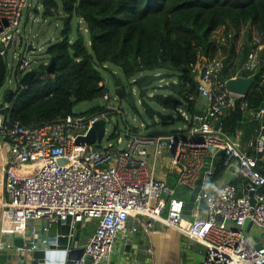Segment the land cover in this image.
I'll return each instance as SVG.
<instances>
[{
    "label": "built area",
    "instance_id": "built-area-1",
    "mask_svg": "<svg viewBox=\"0 0 264 264\" xmlns=\"http://www.w3.org/2000/svg\"><path fill=\"white\" fill-rule=\"evenodd\" d=\"M25 6L28 0H0L3 59L19 31ZM21 48L15 78L30 65L26 47ZM257 63L258 53L251 50L233 76L251 74ZM222 68L223 59L217 56L193 67L196 90L206 101L196 91L189 93L199 110L190 113L185 105H178L174 110L184 126L166 134L140 133L127 125L123 136L116 130V141L109 140L105 146L92 147L77 140L99 119H104L106 131L112 114L123 113L122 96L115 94L111 100L106 91L101 108L92 113L76 112L31 124L0 114V253L11 246L30 252L46 245L52 221L69 217L80 223L94 218L95 228L73 264H103L114 252L119 233L126 232L128 218L144 215L145 229L151 228L152 219H162L198 244L199 264H264V241L259 237L261 246L256 247V241L249 239L256 235L250 234L252 225L264 229V173L256 167L257 154L264 156V124L247 142L255 154L241 147L239 136L223 131L221 120L214 128L215 121L243 96L220 81ZM241 108L248 111L244 101ZM248 112L261 117L264 106ZM219 150L223 151L224 172L232 173L238 183L213 179L217 165L212 169L213 160ZM205 155H209V165L188 214L184 212L186 200L177 195L176 187H195ZM166 167L175 174V184L158 174ZM201 198L203 214L199 213ZM31 221L40 226H29ZM14 229L22 231L23 244L6 238Z\"/></svg>",
    "mask_w": 264,
    "mask_h": 264
},
{
    "label": "trees",
    "instance_id": "trees-1",
    "mask_svg": "<svg viewBox=\"0 0 264 264\" xmlns=\"http://www.w3.org/2000/svg\"><path fill=\"white\" fill-rule=\"evenodd\" d=\"M40 3L44 17L59 14L61 21L59 37L47 50L48 59L55 60V69L48 73L45 63H39L36 75L27 86L16 88L2 113L25 124L74 114L76 103L102 96L106 89L101 69L106 68V63L120 67L126 78H134L132 82L149 115L155 110L145 99L147 90L164 77H175V82L163 86L174 95L154 93L149 97L173 110L185 105L190 113L197 112L196 98L188 97L196 91L193 67L207 57L216 56L217 49L222 47L225 56L220 81L233 76L253 49L246 43L237 58L234 40L244 24L253 25L264 44V0H40ZM74 19L85 24L88 43L79 24L73 30ZM219 28H223L224 39H231L228 46L217 43L214 32ZM257 53L258 63L252 71L254 83L220 118L222 130L231 136H236L238 128L247 123L246 118L251 115L248 111L264 100V46ZM160 68L165 71L135 77L138 72ZM115 84L123 88L122 99L126 97L137 109L131 91H125L118 78ZM242 101L248 111L241 108ZM100 108L97 105L82 112L92 113ZM260 122L264 123V114L260 119L252 118L244 130L250 132ZM256 167L264 173V157L258 159ZM224 169V164L218 163L213 179L221 177Z\"/></svg>",
    "mask_w": 264,
    "mask_h": 264
},
{
    "label": "rangeland",
    "instance_id": "rangeland-1",
    "mask_svg": "<svg viewBox=\"0 0 264 264\" xmlns=\"http://www.w3.org/2000/svg\"><path fill=\"white\" fill-rule=\"evenodd\" d=\"M34 8H36V11ZM43 11L44 8L43 5L40 3V0H28V6H25L22 9V21L19 31L15 33L13 41L11 45L7 48V52H6L5 61L7 63L6 65L7 68H6L5 79L0 87V101L2 100L3 92L5 91L6 88L16 87V78L14 72L19 63V59H20L19 55L22 52V48L19 43L21 39L20 37H22V41L25 40L27 43H31L32 46L35 47L34 50L25 51V55L30 60L29 68L36 67L39 63L46 64L47 61L49 60L47 50L51 46V44L54 43L59 37V32L61 29V21L59 19V14L57 17H51V16L44 17ZM61 16H63L62 13H60V17ZM76 24H79L78 25L79 28L83 31L85 35L86 43H88V35H87V30L85 28V24L80 19H74L73 30H75L77 26ZM214 35L213 36L216 38V41L219 45H227V46L229 45L231 39H224L226 38V36H224L223 28H219L218 30H216L214 32ZM74 36H75V32L72 33L71 37L74 38ZM234 41H235L236 51H238L236 53L237 58L240 57L241 55L240 53L246 43H249V45L252 46L253 48L252 51H257V52L258 49L260 50V48L264 46V44L261 43V37L257 33L256 28L253 25H249V24H244L241 27ZM215 55L220 58H223L225 56V51L222 49V47H219ZM104 67L106 68L101 69V74L103 76V82L106 92L110 94V99L112 100L113 96L115 95L114 93V87L116 85L115 78H118L122 81L125 91L127 92L131 91L133 95L134 104L137 107V109H134L132 105L129 104L125 98L120 100L123 107V113L112 114L111 121L106 122L105 135L100 141V144L91 143L92 147L105 146L109 140L116 141L115 136L113 137L111 135H114V132L117 130L119 132V135L123 136V132L127 125L137 127L140 133H147L149 130H164L170 132L179 127L184 126V121L178 116V113L175 110L159 105L155 100L149 97L151 96V93L153 94L163 93V94L174 95L172 92L165 89L163 86L167 82L173 81L175 77H171V78L164 77L163 79L156 80L153 83L152 87L148 88L145 99L147 103L155 110L154 114L151 116L146 112L144 105L141 103V97L139 95V91L137 87L132 82L133 79L126 78L120 67H118L117 65L106 63ZM164 71L165 70L162 68L156 69L154 71L144 70L138 72L135 75V77L145 74H151V73L160 74L163 73ZM103 101L104 100L101 96H98L90 100H83L81 102L76 103L73 106V111L82 112L85 110H89L94 106L102 104ZM157 110H160L163 113L172 112L174 118L167 121H163L156 114ZM123 144H125V141L122 143V145ZM178 190L180 192L177 193V195L181 196L185 200L188 199L189 194L191 192V188L186 187L183 184H180L178 186ZM90 229H91L90 226L84 227L83 230L80 232V236L83 237L87 232H89ZM250 233L258 234L262 238L264 237V229L259 228L256 225H252ZM171 239L172 238H170V242L167 243L166 251L172 245ZM170 263H172V260L170 261Z\"/></svg>",
    "mask_w": 264,
    "mask_h": 264
},
{
    "label": "water",
    "instance_id": "water-1",
    "mask_svg": "<svg viewBox=\"0 0 264 264\" xmlns=\"http://www.w3.org/2000/svg\"><path fill=\"white\" fill-rule=\"evenodd\" d=\"M24 46L27 50H34L35 47L31 43H27L24 40ZM46 72L53 73L55 69V60L50 58L49 61L45 64ZM6 74V62L0 56V87L4 81V76ZM16 78V86H27L36 75V69L31 68L26 70ZM255 81V74H250L248 76H235L229 77L225 81V87L233 92L245 95L250 89L252 84ZM16 88V87H15ZM15 88H6L3 92L2 100L0 101V114L3 113L5 104L10 102V98L14 93ZM114 93L118 96H122L123 88L121 85H115ZM196 96L202 101H206V96L202 95L200 91L196 90ZM74 99V97H73ZM264 106V100L261 104L255 108L258 111L261 107ZM156 114L163 120L167 121L174 118L173 113H163L160 110L156 111ZM220 123V119H217L214 123V128H217ZM167 131L164 130H150L147 132L149 135H161L166 134ZM105 134V122L104 119H99L92 127H90L85 136L78 135L77 140H85L88 143H99ZM212 150H209V153ZM223 151L219 150L217 152V157L213 160V167L222 161ZM205 161L200 169V174L197 179L195 187L191 190L188 199L184 203V212L190 213V208L192 206V200L196 192L200 189V185L203 180L204 171L209 165V155H205ZM199 208H204V198H201L199 203ZM252 223L251 221L247 223L246 230H250ZM78 226L77 221H71V218H66L65 220H56L49 223V230L47 232V244L40 245L37 249H34L30 252H27V258L24 260H17L12 263L8 260L7 253H0V264H73V261L83 254L84 245L76 246V240L79 239V234L76 232ZM13 241L16 245L23 244L22 231L18 229L13 230ZM251 241L255 240L256 247H260V238L258 235H249ZM190 240L186 234L183 233L181 236V257H184L185 260L188 258H198L201 251L198 244H191ZM201 252V253H200ZM88 257V255H86ZM183 259V258H182ZM200 259V258H199ZM180 264H183V262Z\"/></svg>",
    "mask_w": 264,
    "mask_h": 264
},
{
    "label": "crops",
    "instance_id": "crops-1",
    "mask_svg": "<svg viewBox=\"0 0 264 264\" xmlns=\"http://www.w3.org/2000/svg\"><path fill=\"white\" fill-rule=\"evenodd\" d=\"M20 45L22 46V39L19 41ZM246 118L247 123L243 124L241 128L237 130V136H239V142L242 148L248 149L250 152L254 153L251 147H248L247 142L262 126L260 122L259 126L254 128H250V132H246L244 128L249 126V121L252 118H258L253 114L247 116ZM246 132V133H245ZM255 154V153H254ZM258 159L263 158L260 154H257ZM257 159V161H258ZM158 174L165 178L167 182L170 184H175V174L169 173L165 169L158 170ZM232 173L223 172L221 177H219V182H225L234 180ZM1 179V178H0ZM176 191L179 193L178 186L176 187ZM199 213H204V208H199ZM190 214V213H189ZM146 217L143 215H139L137 217L130 216L127 220L126 232H120L115 243V250L112 253L111 257L103 262V264H199L200 257L199 254L198 258H188L185 260L184 257H181V236L183 233L176 229L173 226L166 224L162 219H152L153 225L150 229H145V227L141 224V222L145 221ZM96 219L92 218L85 222L78 223L77 226V234H79V239L76 240V246L84 245L90 235L92 234L95 228ZM29 226L35 225L40 226L39 222L31 221L28 223ZM17 226V225H14ZM19 226V225H18ZM90 226L91 229L87 232L83 237L80 236V232L83 230L84 227ZM132 227H136L135 230ZM251 234V233H250ZM258 235V234H256ZM261 237V236H259ZM6 238H14V235L8 234ZM169 238V239H167ZM170 238H172V245L166 251L167 243L170 242ZM261 239L264 241V237ZM193 246L195 245L194 242L190 241ZM4 252L7 253L8 260L12 263L16 262L17 260H24L27 258V252H18L14 249V246H11L7 249H4ZM160 258V259H159ZM183 258V259H182ZM172 260V263L170 261Z\"/></svg>",
    "mask_w": 264,
    "mask_h": 264
},
{
    "label": "clouds",
    "instance_id": "clouds-1",
    "mask_svg": "<svg viewBox=\"0 0 264 264\" xmlns=\"http://www.w3.org/2000/svg\"><path fill=\"white\" fill-rule=\"evenodd\" d=\"M21 39H22V38H21ZM23 45H24V40H23L22 46H23ZM4 60H5V59H4ZM48 61H49V60H48ZM48 61H47V62H48ZM6 68H7V67H6ZM33 68H35V67H33ZM28 69H31V68H28ZM28 69H26V70H28ZM26 70H25V71H26ZM25 71H23V72H25ZM23 72H22V73H23ZM242 74H243V73H242ZM251 74H253V73L251 72ZM254 74H255V73H254ZM246 75H247V74H244V76H246ZM249 75H250V73H249ZM5 76H6V74H5ZM5 76H4V79H5ZM237 76H238V75H237ZM241 76H242V75H241ZM247 76H248V75H247ZM230 77H235V76H230ZM228 78H229V77H228ZM226 79H227V78H226ZM226 79H225V81H226ZM19 86H21V85H19ZM21 87H25V86H21ZM16 88H18V86H16ZM16 88H15V90H16ZM250 88H251V87H250ZM15 90H14V91H15ZM242 95H243V94H242ZM7 105H8V104H5V107H6ZM5 107H4V108H5ZM254 110H255V109H254ZM1 114H2V113H1Z\"/></svg>",
    "mask_w": 264,
    "mask_h": 264
}]
</instances>
